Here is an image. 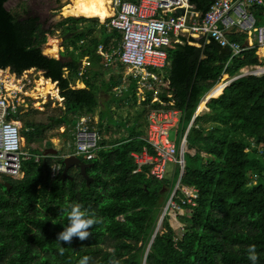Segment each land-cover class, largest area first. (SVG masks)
<instances>
[{
  "label": "trees",
  "instance_id": "obj_1",
  "mask_svg": "<svg viewBox=\"0 0 264 264\" xmlns=\"http://www.w3.org/2000/svg\"><path fill=\"white\" fill-rule=\"evenodd\" d=\"M7 1L0 0V69L9 68L17 76L31 69L43 72L42 76L49 79H43L45 85L55 92L57 85L63 101L58 117L23 122L26 143H47L49 130L64 126L66 135L74 129L75 117L94 114L98 105L94 81L100 77L96 48L99 44L107 49L116 46L121 35L99 24L97 18L74 16L45 30L37 15L24 8L22 13L8 10ZM213 1L190 3L205 12ZM251 11L256 25H261L264 4ZM55 28L67 43L59 59L42 53L47 35ZM228 37L244 47L239 57L231 58L228 49L213 41L197 47L184 38L167 51L165 85L159 99L165 106L173 103L181 110L175 128L180 138L201 97L221 75L232 79L241 74L242 68L260 65L255 44H245L247 34L231 33ZM85 57L94 70L89 78H82L83 89L72 88ZM261 63L264 65V59ZM111 83L109 88L119 84L114 79ZM222 84L210 92L214 97L194 119L186 137V146L194 154L185 153L181 184L198 190L195 205H182L181 235L164 222V231L156 233L148 248L145 264H251L247 259L249 245L256 246L257 264H264V75L240 76L224 88ZM132 93L130 86L125 94ZM159 107L160 103L154 102L141 107L140 112L146 115ZM127 128L125 138L111 147L101 139L95 157L81 159L91 164L86 168L91 180L88 184L78 167L70 168L63 179V159L58 154L43 156L38 162L34 157L23 160L22 179L0 180V264H78L83 256L91 257L89 264H109L113 258L119 264H142L166 201L164 194L173 189L179 166L170 180L150 179L145 170L132 174L135 164L130 153L141 151L145 132L136 121ZM70 140L75 142L73 134ZM259 145H263L261 150ZM31 152L43 155V150ZM54 163L62 167L52 178ZM76 203L102 218V223L89 229L87 240L58 242L57 234L68 223L66 210ZM61 247L65 249L63 255Z\"/></svg>",
  "mask_w": 264,
  "mask_h": 264
},
{
  "label": "built area",
  "instance_id": "obj_2",
  "mask_svg": "<svg viewBox=\"0 0 264 264\" xmlns=\"http://www.w3.org/2000/svg\"><path fill=\"white\" fill-rule=\"evenodd\" d=\"M263 4L264 0H214L207 11L201 12L196 10L190 0L112 1L115 12L104 24L121 35V42L117 49L111 50L99 44L96 52L105 67L117 60L128 70L127 76L134 83L136 95L141 102H159L162 106L147 112L143 138L145 145L141 151L130 154L135 164L133 174L145 170L148 178L163 181L170 171H174L169 170L170 165H178L180 170V147L176 148L170 133L179 124L182 112L173 107V103L167 107L159 99L163 77L158 71L167 65L168 49L181 44L182 38L187 42L192 39L195 45L205 40L228 49L231 58L239 57L244 47L228 36L231 33H243L252 36L256 52L261 50V57L264 58V25H256L255 16L250 10ZM190 44H193L192 41ZM89 66L85 58L81 62L79 75H84ZM248 75L260 77L264 75V67H249L240 74ZM231 81L226 80L222 85L225 87ZM24 87L25 83L20 76L4 74L0 70V180L22 179V161L31 157L36 162L40 159V156L23 150L21 125L11 118L24 103L21 95ZM74 135L75 156L84 160L93 159L100 149L101 137L91 126L89 117L80 116L77 119ZM184 147H187L186 142ZM262 147L259 145V150ZM60 168L58 163L52 165V178L59 174ZM174 186L163 210L164 215L168 208L181 212L182 205H195L198 196L196 188L182 185L181 179Z\"/></svg>",
  "mask_w": 264,
  "mask_h": 264
},
{
  "label": "rangeland",
  "instance_id": "obj_3",
  "mask_svg": "<svg viewBox=\"0 0 264 264\" xmlns=\"http://www.w3.org/2000/svg\"><path fill=\"white\" fill-rule=\"evenodd\" d=\"M71 2L72 0H27L26 4L24 0H10L7 4V8L8 10L19 13H22L23 8L28 9L40 17L44 29H50L61 19L72 16L65 15L62 12V9L66 5L71 4ZM98 21L99 24H102V21L100 19H98ZM52 32V34L47 35V42L42 46V53L49 57L58 58L60 53L63 52L67 43L65 42V37L60 33V30L58 28L53 29ZM51 41H54L57 45L58 50L56 52V55H49L44 53V49L48 47ZM192 43L195 44V42ZM97 69L100 72V77H98L96 81H94V84L98 87V105L92 117L93 121H97L98 117L100 115H103L104 123L100 132L97 125L98 121L97 123H94L93 126L94 130L99 133L101 138L111 142L115 139H121L126 135V131H128L126 125H130L135 120L144 122L146 120V115H143L140 112L141 107L143 106L138 105L139 103L137 99L139 97L137 95L134 94L135 96H125L124 99H122V97L120 96H115V98H113L112 95H115V91H113V89H105L101 86V82L107 84L110 81L109 77L113 72L123 71L125 67L124 69H122L119 66V62L115 60L109 69L105 70L104 68L99 67ZM7 71H9V69H7ZM20 77L25 83V87L22 89L21 94L24 99V103H21L23 107L20 113V122L18 121L20 125H22L25 120L45 121L49 118H56L62 114L63 101L59 96L57 85L55 86L57 91L55 95L46 94L45 96H43L38 93L39 90L37 87L38 81L40 79H44V77L42 76V72H37L34 69H31L23 72ZM73 85L76 88H83L82 84L77 81H75ZM160 91H162V89H160ZM204 111L205 107L202 108L199 114ZM71 134H74L73 129H69L65 135L64 126L55 127L46 133L45 137L47 143L32 142L28 144L26 143L25 138H23L25 146L24 150H44L49 147L50 143V148L56 149L57 152H60L58 154L61 157L73 152L74 144L70 140ZM170 138L175 143L176 148L179 149L181 138L175 134V129L171 130ZM185 153L194 154V150H189L187 148ZM202 156H205V154L202 153ZM174 167V165H170L169 170H173ZM171 177L172 172L170 171L167 175V179L170 180ZM166 191H168V189H166ZM171 192L172 189L170 193L165 192L164 194V200L166 201L161 207L160 216L162 215V213H164L163 210H165L169 202ZM183 213L184 209H182L181 212H177L168 208L166 214L162 219L161 228L158 233L164 231L163 224L167 221L170 227L176 232V234L181 235L183 224L180 222L179 216H181Z\"/></svg>",
  "mask_w": 264,
  "mask_h": 264
},
{
  "label": "crops",
  "instance_id": "obj_4",
  "mask_svg": "<svg viewBox=\"0 0 264 264\" xmlns=\"http://www.w3.org/2000/svg\"><path fill=\"white\" fill-rule=\"evenodd\" d=\"M109 1V3H108V10H109V16H107L101 23L102 24H104V22L110 17V16H112V14H114V12H115V9H114V7H113V5H112V1L113 0H108ZM126 1H130V0H126ZM137 1V0H136ZM136 1H134V2H136ZM133 2V1H132ZM110 5V6H109ZM195 6V5H194ZM250 10H251V8H250ZM252 12V11H251ZM253 13V12H252ZM254 15V14H253ZM74 17H83V16H74ZM263 17H264V12H263ZM66 18V17H65ZM86 18V17H85ZM94 18H97V17H94ZM97 19H99V18H97ZM105 25V24H104ZM261 25H264V22L261 24ZM235 34H239V33H235ZM186 40V39H185ZM190 41H192V42H194L192 39H190ZM190 41L189 42H187L189 45H193V44H190ZM120 42H121V39H120V41H119V43H117L116 44V46L114 45V46H112V47H110V49H108V50H111L112 48H114V49H117L118 47H119V45H120ZM201 42H202V44H200V45H195L194 44V46H197V47H200V46H202V45H204V44H206V43H209V42H206L205 40H201ZM254 43V40H253V38H252V36H247V41H246V45H248V46H252V44ZM255 44V43H254ZM103 45V44H102ZM104 46V45H103ZM105 47V46H104ZM106 48V47H105ZM107 49V48H106ZM96 54H97V52H96ZM98 55V54H97ZM256 56H257V59H258V61L260 62V65H255V66H259V67H264V65L261 63L262 62V60L264 59V58H262L261 57V50H257V52H256ZM100 57V56H99ZM85 58H87V57H85ZM85 58H83V59H81V61H80V66H79V69H78V74H77V76H78V78L76 79V81L77 82H80L81 84H82V86H83V88L85 87V85L81 82L82 81V78H89V76H90V74H91V72L94 70V67H93V65L91 64V62L89 61V59L87 58V60L89 61V63H90V66H89V68H88V71L84 74V75H82V76H80L79 75V72H80V67H81V62L85 59ZM56 59H58V58H56ZM113 64V63H112ZM111 64V65H112ZM110 65V66H111ZM110 66H107V67H105L104 65H103V63H102V61H101V58H100V62H99V68H104L105 70L106 69H109L110 68ZM119 66L122 68V69H124V67L123 66H121V64H119ZM167 66V65H166ZM166 66L164 67V68H166ZM250 67H253V66H250ZM164 68L162 69V70H160V71H158V74L159 75H161L162 77H163V85L160 87V89H163V86L165 85V77H164V73H163V70H164ZM249 67H244V68H242L240 71L241 72H243L244 70H246V69H248ZM7 69H9V68H6V69H0L1 71H3V73L4 74H15L14 72H11L10 71V69H9V71H7ZM41 72V71H40ZM127 74H128V70L125 68L123 71H116V72H113L112 73V75L109 77V79H110V81L107 83V84H104V88L105 89H108V90H110V89H113V91H115V95H112L113 96V98H115V96H120V97H122V99H124V97L125 96H135L136 95V90H135V85H134V83L132 82V81H130L129 80V77L127 76ZM16 75V74H15ZM237 77H240V75H238V76H236L235 78H237ZM235 78H232V80H234ZM45 79V78H44ZM112 79H114L116 82H119V84L118 85H115V86H113V87H111V88H109V85L110 84H112L111 82H112ZM221 79H223V80H221ZM226 80H230L229 79V77L227 76V75H221L220 76V78H219V80H218V82L211 88V89H209L202 97H201V102H200V105H199V112L202 110V108H204V105H205V103H204V99L207 97V94L209 93V92H211L212 91V89H215L216 87H218L219 85H221V83H223V82H225ZM52 82V81H51ZM102 84V83H101ZM55 85H56V83H55ZM73 85V84H72ZM130 86H132L133 87V93L130 95V94H125V93H127L128 92V89H129V87ZM72 88H76V87H74V85H73V87ZM83 88H76V89H83ZM223 88H224V86H223ZM53 89V88H52ZM161 92V91H160ZM159 92V93H160ZM135 94V95H134ZM211 97H214L213 95L211 96ZM210 97V98H211ZM137 101H138V105H142L143 107L144 106H148V105H150V103L148 102V101H146V102H141L140 100H139V98L137 99ZM209 101V100H208ZM22 107L23 106H21V108H20V111L17 113V114H14V115H12L11 116V118L13 119V120H17V121H19L20 122V113H21V110H22ZM206 108V107H205ZM206 110V109H205ZM203 113V112H202ZM199 114V113H198ZM81 116H87V117H89L90 118V120H91V126L94 128V126H93V124L94 123H97V121H98V123H97V125H98V127H99V124L101 123L102 124V127H103V123H104V120H103V122H101L100 121V116L98 117V119H97V121L96 120H94L93 121V117H92V115H81ZM198 116V115H197ZM196 116V117H197ZM80 117V116H79ZM79 117H75V119H76V122H77V119L79 118ZM146 117H147V113H146ZM139 125H140V127L144 130V132L146 131V126H147V124H146V120L144 121V122H139L138 120H135ZM134 121V122H135ZM133 122V123H134ZM133 123H131L130 125H126V127H129V126H131ZM101 127V128H102ZM101 128L99 127V132H100V130H101ZM22 130H23V123H22V125H21V133H22ZM74 132H75V127H74ZM126 131V130H125ZM74 135V134H73ZM75 136V135H74ZM127 136V131H126V135L124 136V137H122V138H125ZM22 137H23V134H22ZM24 138V137H23ZM121 138V139H122ZM101 139H103V138H101ZM121 139H115L114 141H111V142H109V141H107V140H105V139H103L104 140V142H105V144H106V147H111L112 145H113V143L114 142H116V141H119V140H121ZM23 150H24V148H25V146H24V139H23ZM74 144V143H73ZM48 149H51L50 148V146L48 147V148H46V149H44L43 150V155H38V156H40V158L41 157H43V156H45V154H44V152L46 151V150H48ZM53 149V148H52ZM31 150H35V149H28L27 151L29 152V153H31V154H33V155H37V154H34V153H32L31 152ZM54 150H56V149H54ZM26 151V150H25ZM58 153H60V152H57V150H56V152L54 153V154H50V155H56V154H58ZM132 153V152H131ZM130 153V154H131ZM69 155H75L74 154V148H73V152L72 153H69V154H66V155H63V156H61V158L63 159V158H65L66 156H69ZM58 156H59V154H58ZM60 157V156H59ZM81 159V158H80ZM133 160V159H132ZM63 161V160H62ZM84 162V161H83ZM134 163V162H133ZM55 164V163H54ZM60 166H61V164L60 163H58ZM87 164V163H86ZM52 167V166H51ZM62 167V166H61ZM74 167H77V166H74ZM70 168H72V167H70ZM69 168V169H70ZM79 169V168H78ZM60 170H61V168H60ZM63 171V170H62ZM79 171H80V169H79ZM67 174H68V172H67ZM133 174V173H132Z\"/></svg>",
  "mask_w": 264,
  "mask_h": 264
},
{
  "label": "clouds",
  "instance_id": "obj_5",
  "mask_svg": "<svg viewBox=\"0 0 264 264\" xmlns=\"http://www.w3.org/2000/svg\"><path fill=\"white\" fill-rule=\"evenodd\" d=\"M67 211V225L61 232L57 234L56 240L71 244L73 238H78L80 241L87 240L91 235L89 229L98 223H102V218L96 216L94 212H90L88 209L82 207L81 204L76 203L69 206ZM65 249L61 247L59 252L63 255ZM114 256L115 250H111ZM258 254L255 245H249L247 248V259L251 264H257ZM91 257L83 256L78 264H89ZM109 264H119V261L112 259Z\"/></svg>",
  "mask_w": 264,
  "mask_h": 264
},
{
  "label": "bare ground",
  "instance_id": "obj_6",
  "mask_svg": "<svg viewBox=\"0 0 264 264\" xmlns=\"http://www.w3.org/2000/svg\"><path fill=\"white\" fill-rule=\"evenodd\" d=\"M108 3H109L108 0H72L71 4L66 5L62 9V12L65 15L83 16L86 18L97 17L101 21H103L110 14L108 10ZM57 50H58L57 45L55 44L54 41H51L48 47L44 49V53L49 55H56ZM45 80L47 81L49 79H45ZM37 85L39 90L38 93H40L43 96H45L46 94H53V95L56 94V92L51 87L45 85L43 79H40ZM156 232L158 233L157 229Z\"/></svg>",
  "mask_w": 264,
  "mask_h": 264
},
{
  "label": "water",
  "instance_id": "obj_7",
  "mask_svg": "<svg viewBox=\"0 0 264 264\" xmlns=\"http://www.w3.org/2000/svg\"><path fill=\"white\" fill-rule=\"evenodd\" d=\"M8 2H9V0L6 2V4H5V7L7 8V4H8ZM8 9V8H7ZM58 59H59V57H58ZM43 73V72H42ZM51 81V80H50ZM213 94L212 93H208L207 94V97L205 98V100H204V103L206 104L207 102H208V100L210 99V97L212 96ZM199 105H200V102L198 103V105L196 106V109H195V111L193 112V114H192V116H191V119H190V121H189V123H188V125H187V127H186V129H185V132H184V134H183V137H182V142H181V145H180V160H181V166H180V170H179V175H178V178H177V180H176V183L178 182V180H180L181 179V177H182V175H183V173H184V159H185V151H186V149H187V147H184V143L186 142V137H187V134H188V131H189V129L191 128V126H192V124H193V122H194V119L196 118V116L198 115V113H199ZM56 152V150H54V149H48V150H46L45 152H44V154H45V156H48V155H50V154H54ZM62 164H63V171H62V173H61V177L63 178V179H65V178H67L68 177V174H67V172H68V170H69V168L70 167H74V166H77L79 169H80V174L82 175V177L86 180V182H87V184L89 183V182H91V180H89V176L86 174V168L87 167H89L90 165L89 164H86L85 162H83L79 157H77V156H75V155H69V156H66L65 158H63V161H62ZM176 183H175V185H176ZM3 185L4 186H7L8 185V183H3ZM175 187V186H174ZM174 187H173V189H172V192H173V190H174ZM171 192V193H172ZM163 217H164V213H162V215L159 217V220H158V222H157V225H156V228H155V230H154V232H153V234H152V237H151V239H150V242H149V244H148V247H147V249H146V251H145V254H144V258H143V262H142V264H145L144 262H145V256H146V254H147V252H148V248H149V246H150V244L152 243V241H153V239H154V237H155V235H156V229H157V227H158V224L161 222V220L163 219Z\"/></svg>",
  "mask_w": 264,
  "mask_h": 264
},
{
  "label": "flooded vegetation",
  "instance_id": "obj_8",
  "mask_svg": "<svg viewBox=\"0 0 264 264\" xmlns=\"http://www.w3.org/2000/svg\"><path fill=\"white\" fill-rule=\"evenodd\" d=\"M10 1V0H9ZM25 2H26V4H27V0H24ZM25 9V8H24ZM25 10H28V9H25ZM31 14H34V15H37V14H35V13H33L32 11H30V10H28ZM38 16V15H37ZM38 18H39V23H40V25H41V27L43 28V23H41V20H40V17L38 16ZM53 27V26H52ZM44 29V28H43ZM45 30H49V29H45Z\"/></svg>",
  "mask_w": 264,
  "mask_h": 264
}]
</instances>
